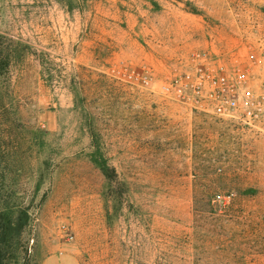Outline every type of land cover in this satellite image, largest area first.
<instances>
[{
  "label": "rangeland",
  "instance_id": "rangeland-1",
  "mask_svg": "<svg viewBox=\"0 0 264 264\" xmlns=\"http://www.w3.org/2000/svg\"><path fill=\"white\" fill-rule=\"evenodd\" d=\"M204 72L264 95V0H0L3 264H264V114Z\"/></svg>",
  "mask_w": 264,
  "mask_h": 264
},
{
  "label": "built area",
  "instance_id": "built-area-1",
  "mask_svg": "<svg viewBox=\"0 0 264 264\" xmlns=\"http://www.w3.org/2000/svg\"><path fill=\"white\" fill-rule=\"evenodd\" d=\"M201 82L206 85V96L211 103L210 110L218 116L237 118L252 124L264 114V95H259L248 87L246 75L213 74L207 72ZM208 109V110H209Z\"/></svg>",
  "mask_w": 264,
  "mask_h": 264
},
{
  "label": "trees",
  "instance_id": "trees-1",
  "mask_svg": "<svg viewBox=\"0 0 264 264\" xmlns=\"http://www.w3.org/2000/svg\"><path fill=\"white\" fill-rule=\"evenodd\" d=\"M216 198H217L218 201L224 202V205H223L224 208L225 207L228 208V204L225 203V202H227V199L220 197V195H217L216 197H209L208 198V204H210L212 202V200H216ZM0 235H1V232H0ZM1 240L2 239L0 238V264H3V251H2V247H1V243H2Z\"/></svg>",
  "mask_w": 264,
  "mask_h": 264
}]
</instances>
